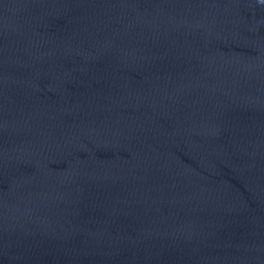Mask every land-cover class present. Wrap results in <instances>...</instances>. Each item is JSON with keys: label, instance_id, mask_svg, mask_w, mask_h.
<instances>
[{"label": "water", "instance_id": "1", "mask_svg": "<svg viewBox=\"0 0 264 264\" xmlns=\"http://www.w3.org/2000/svg\"><path fill=\"white\" fill-rule=\"evenodd\" d=\"M0 264H264V0H0Z\"/></svg>", "mask_w": 264, "mask_h": 264}]
</instances>
